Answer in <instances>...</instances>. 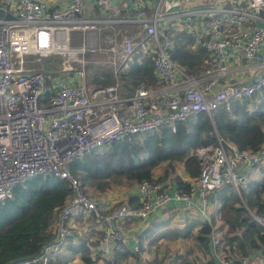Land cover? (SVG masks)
Wrapping results in <instances>:
<instances>
[{"label": "built area", "instance_id": "obj_1", "mask_svg": "<svg viewBox=\"0 0 264 264\" xmlns=\"http://www.w3.org/2000/svg\"><path fill=\"white\" fill-rule=\"evenodd\" d=\"M4 1L7 5L0 4V201L12 196L16 184L40 173L67 179L71 185L57 209L54 237L31 261L47 264L59 257L74 236L72 217L92 211L103 226L94 255L110 260L106 264H118L114 252L123 239L121 225L126 217L145 218L175 199L184 200L185 209L206 219L212 191L231 184L241 195L253 178H260L258 165H264V151H239L219 135L214 145L196 148L202 167L190 181V192L179 191L167 180L145 179L137 183L142 204L135 208L122 203L102 213L96 197L84 192L69 171V164L88 152L165 126L175 130L178 121L198 112L211 116L218 107L229 109L234 99L262 92L264 16L252 9L250 0L169 9L166 0H116L114 5L111 0ZM89 2L92 13L86 14ZM122 10L123 16H118ZM175 18L183 22L176 27L194 30L209 52L210 66L204 72L191 75L173 58L172 32L167 28ZM119 24L136 25L139 30L121 34L115 28ZM106 27L112 32L99 46V33ZM76 31L82 33V42L72 46L68 35ZM62 36H67L66 43L59 42ZM236 51L257 72L247 80L222 81ZM138 52L151 55L161 86L141 81L129 94L121 93L118 83L87 86V54L100 53L102 62L117 73ZM54 55H62L60 66L45 70L36 66ZM48 91L51 96L45 100ZM259 222L264 226V219ZM210 238L220 264H264L249 256H227L219 248L223 230L212 229Z\"/></svg>", "mask_w": 264, "mask_h": 264}, {"label": "trees", "instance_id": "obj_2", "mask_svg": "<svg viewBox=\"0 0 264 264\" xmlns=\"http://www.w3.org/2000/svg\"><path fill=\"white\" fill-rule=\"evenodd\" d=\"M231 1L239 0H229L228 3L231 4ZM250 2L255 7L254 0ZM0 4L6 2L1 0ZM167 30L172 32V56L187 73L197 75L209 68L210 54L199 44L194 30L174 26H169ZM111 32L105 30L103 33ZM49 60L46 63L49 64ZM90 63L86 66L88 84L93 85L91 87L118 83L120 92L129 94L141 81L151 87L163 84L154 72L149 53H135L127 67L117 73L100 65L94 70ZM50 96L51 92L48 91L45 100ZM263 98L264 89L251 97L234 99L229 109L216 108L211 116L202 111L178 121L175 130L165 126L160 131L147 132L140 137L118 140L108 147L74 159L69 164V171L78 177L84 190L93 189L100 193L112 186L111 183L127 181L137 184L145 179L156 182L165 181V177H169L170 184L176 185L179 191L188 193L191 190L190 179L198 176L202 167L196 148L215 142L216 135L231 142L239 151L257 152L264 149ZM163 162H166L164 171L154 176V168ZM179 166L185 169L189 180L180 177L177 172ZM260 172V178H253L241 195L231 184H224L209 194L215 208V213L210 214L211 222L186 217V226L170 228L167 235L189 237L193 233L198 247L207 250L212 225L216 220L214 214L222 213L217 225L223 230L220 250L234 259L243 255L251 258L255 254L264 256V226L256 218L258 215L264 216V166H260ZM70 192L71 185L67 179L41 173L13 187L12 196L0 201V264H22L27 261L29 264H42L31 259L54 237L57 209ZM125 201L134 208L142 204L138 194L128 196ZM122 203L117 202L110 209L100 211L107 212ZM88 213L94 222L101 223L94 212ZM132 220L136 219L128 216L123 223ZM99 231L103 233V226ZM89 236L75 237L74 231L73 238L60 256L47 264H94L98 257L94 255L95 248L92 250L90 246L95 244V240ZM140 244L143 247L141 241ZM130 254L127 243L120 240L114 252V262L119 264ZM76 255L80 256L79 262L72 261ZM209 262L213 264V259ZM145 264L173 262L164 263L156 259ZM181 264L191 263L184 260Z\"/></svg>", "mask_w": 264, "mask_h": 264}, {"label": "crops", "instance_id": "obj_3", "mask_svg": "<svg viewBox=\"0 0 264 264\" xmlns=\"http://www.w3.org/2000/svg\"><path fill=\"white\" fill-rule=\"evenodd\" d=\"M50 4H61L67 0H46ZM151 3V0H149ZM229 0H166L165 9L178 6L179 8L185 7H195L197 5L207 4V3H217L218 5H231L228 3ZM255 7L252 6L253 10H257L262 16H264V0H254ZM88 7L85 9L86 14H91L92 10ZM255 10V11H256ZM124 14V10H122ZM263 23V22H262ZM168 25H173L178 27L183 25L180 19H172ZM247 59L240 56L237 51L230 58V72L222 80L225 82L232 81H243L250 79L257 71H251L247 65ZM264 151V149L262 150ZM259 166H264L259 164ZM178 172L183 180H189V176L183 167ZM261 173V172H260ZM158 175V172L154 170V176ZM193 178L190 179V181ZM137 184L132 183L127 186H113L110 190H105L104 192L97 194V205L99 210H108L114 206L117 202L125 203L128 196L136 194ZM173 189V188H171ZM170 189V190H171ZM184 200L172 199L164 208H159L156 211L151 212L145 218H135L129 223H122L121 228L124 231L123 239L127 243V246L131 249V254L128 255L120 264H139L141 261L149 260L154 261L156 259H161L164 263L173 262V264H181L184 260H188L191 264H210V260L213 259V264H220L217 251L209 236V244L207 250L200 249L193 237V233L189 237L184 236H171L167 235L168 229L170 228H183L186 226V217L200 218L198 215L193 214L194 212L184 207ZM214 204H210L208 217L202 219V221L207 220L211 222V213L214 212ZM90 213L85 212L83 214H78L72 217L71 224L74 227L75 237L89 236L90 239L95 240V244L91 245L90 248L93 250L95 248L101 233L99 229L101 228V223H96L90 217ZM216 217L215 224L212 225V229L222 231V228H217L219 224V216L221 213L214 214ZM188 219V218H187ZM162 222L163 226H159ZM55 227V223H54ZM157 229V230H156ZM96 234H98L97 237ZM140 241L143 244L141 247ZM136 246L138 249H136ZM68 253V252H67ZM66 253V254H67ZM177 254L176 258L170 256V254ZM255 261L263 262L264 256L253 255ZM99 258V257H98ZM175 258V259H174ZM198 259L200 261H198ZM72 261L79 262L80 256L76 255L73 257ZM195 261V262H194ZM24 264V263H22ZM29 264V263H25ZM94 264H106L103 260H96Z\"/></svg>", "mask_w": 264, "mask_h": 264}, {"label": "rangeland", "instance_id": "obj_4", "mask_svg": "<svg viewBox=\"0 0 264 264\" xmlns=\"http://www.w3.org/2000/svg\"><path fill=\"white\" fill-rule=\"evenodd\" d=\"M0 2H1V0H0ZM118 16H123V12H120L118 14ZM115 28L119 29V31L121 32V34H130V35L135 34L139 30V28L136 25L133 26V27H131V26H128L127 24H125V25H119V26H116ZM105 30H111V28L110 27H106L105 29L101 30V33H99V42H98V45L99 46L105 45L102 42V40L108 35V33H103ZM68 38H69V40L67 41V36H62L60 38L59 42L60 43H66V41H67L68 44H70L72 46H77V45H79L82 42V33L81 32H77V31L76 32H71V33H69ZM87 55H86V58L89 60L88 63L91 62L90 64H91V66H93L94 70L97 69V67H99V65L110 70V67L106 63L102 62V55L100 53H93V54H91V56L89 54H87ZM57 58H58V60H57ZM61 58H63L62 55H54L51 58H48V59H50L49 60V64H48V62L46 63V60L47 59H45V60H42V61H38L37 64H36V66L38 68H42L43 70H45V67L46 68H54V66L57 67V66H60L61 65V60H62ZM88 63H87V65H88ZM87 68L88 67L86 66V84H87L88 87H91L93 85L92 84H88L90 81H89V78H88V73H87L88 70H87ZM257 99H259V97ZM216 137H217V135H216ZM215 143H216V141L215 142H212L210 144H213L214 145ZM165 166H166V162H163V163L159 164L158 166H156L154 168V170L156 171V173L158 172V175H159V174H161L164 171ZM180 168H181V166L178 167L177 172H179L181 170ZM164 180H167L169 182L171 181V180H169V177L168 178L165 177ZM128 184H132V182H127V181L124 182L123 181L120 184H118V183H116V184L115 183H111L112 186H110V187H108L106 189L107 190H110V189L113 188V186H116V185H119V186H127ZM84 192H86L88 194H92L95 197L97 196V194H100V192L95 191L93 189L84 190ZM221 215H223V214L221 213ZM159 226H163V223L160 222L159 223ZM97 236H98V234H96L95 237H97ZM176 255L177 254H172V253L170 254V256H173L175 258H176ZM198 261H200V260L198 259ZM146 262L151 263L153 261L145 260V261H141V263H139V264H145Z\"/></svg>", "mask_w": 264, "mask_h": 264}, {"label": "water", "instance_id": "obj_5", "mask_svg": "<svg viewBox=\"0 0 264 264\" xmlns=\"http://www.w3.org/2000/svg\"><path fill=\"white\" fill-rule=\"evenodd\" d=\"M115 1H116V0H111V4L114 5V4H115ZM258 24H259V25H263L262 22H258ZM259 219H260V220H261V219L263 220V219H264V216H263V215H259V216H258V220H259Z\"/></svg>", "mask_w": 264, "mask_h": 264}]
</instances>
